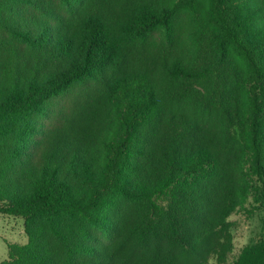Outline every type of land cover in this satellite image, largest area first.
I'll use <instances>...</instances> for the list:
<instances>
[{
	"label": "trees",
	"instance_id": "1",
	"mask_svg": "<svg viewBox=\"0 0 264 264\" xmlns=\"http://www.w3.org/2000/svg\"><path fill=\"white\" fill-rule=\"evenodd\" d=\"M181 12L191 44L152 49ZM249 200L232 264H264V0H0V214L27 236L0 264H226Z\"/></svg>",
	"mask_w": 264,
	"mask_h": 264
},
{
	"label": "rangeland",
	"instance_id": "2",
	"mask_svg": "<svg viewBox=\"0 0 264 264\" xmlns=\"http://www.w3.org/2000/svg\"><path fill=\"white\" fill-rule=\"evenodd\" d=\"M176 33L173 36L165 37L159 32H153L151 39V48L153 49L156 45H168L172 49H181L186 45L191 44L190 31L194 28V23L190 17L181 12L176 17ZM202 39L200 37L199 45H201ZM187 49V48H186ZM191 54L198 53L199 51H194L193 48L187 49ZM201 88V86H200ZM202 89V88H201ZM168 109V106L165 107ZM172 110L178 113H184L193 122L196 121L197 127H209L214 130L213 135L218 136L222 125L209 113H203L198 108H193L190 103L181 102L176 103L172 106ZM246 208H241L234 211L229 217V221L232 224V234H233V249L229 253L228 260L226 264H232L234 257L238 254L242 246L248 243L251 239H256L260 232V220L259 213L255 211L250 213L247 208H251L250 200L245 203ZM27 241V236L24 232V222L21 217L12 215L0 214V261L4 260L8 256V244L9 243H20L23 244ZM214 260L210 259V263L213 264Z\"/></svg>",
	"mask_w": 264,
	"mask_h": 264
}]
</instances>
